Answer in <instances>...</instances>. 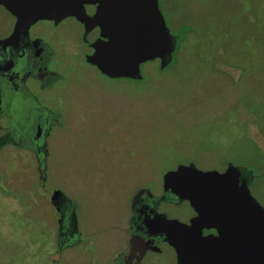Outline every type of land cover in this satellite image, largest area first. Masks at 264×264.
<instances>
[{
	"label": "rangeland",
	"instance_id": "obj_1",
	"mask_svg": "<svg viewBox=\"0 0 264 264\" xmlns=\"http://www.w3.org/2000/svg\"><path fill=\"white\" fill-rule=\"evenodd\" d=\"M160 4L172 36L193 31L175 67L159 72L149 61L136 83L80 62L41 180L28 152L0 151V264H32L33 249L39 252L33 264H49L44 254L50 264H79L78 250L56 254L51 246L54 192L76 207L78 228L104 227L135 177L158 193L161 174L187 160L199 169L239 165L264 208V35L255 36L264 32V0ZM7 21L0 10V26ZM51 95L48 105L62 108ZM158 209L182 216L188 206L161 202Z\"/></svg>",
	"mask_w": 264,
	"mask_h": 264
},
{
	"label": "flooded vegetation",
	"instance_id": "obj_2",
	"mask_svg": "<svg viewBox=\"0 0 264 264\" xmlns=\"http://www.w3.org/2000/svg\"><path fill=\"white\" fill-rule=\"evenodd\" d=\"M157 5L166 24L165 10L160 0H157ZM95 6L83 4V15L92 16ZM0 10L8 17L7 24L0 26V151L28 152L41 180L52 144L51 136L61 130L59 120L65 126L66 88L76 81L73 72H76L77 64L84 63L98 72L85 62L84 57L92 52L90 44L99 37V28H87L73 16L57 21L38 19L8 39L15 18L2 6ZM153 61L158 64V59L150 62ZM148 62L140 64V73L144 78L141 68ZM52 92V99L64 104L62 108L48 105ZM236 111L242 122L246 121V113L240 106ZM178 164L196 167L187 160L168 170ZM228 165L239 169V181H244L248 188L251 177L246 176L239 165L226 162L219 168H215L214 164L200 170L222 172ZM112 167L113 162L109 168ZM161 176L158 193L150 188L149 181L146 183L137 178L136 182L135 177V185L132 184L123 196L122 203L114 208V219L104 227L95 225L89 228L85 225L78 228L76 207L70 203L69 197L58 194V202L62 200L64 203L59 202L57 205L56 198H49V204L53 203L57 214L54 218L55 229L52 235L49 234L53 251L56 254L63 251L65 255L78 250L79 264H176L173 248L163 240L161 234L151 233L145 221L154 213H159L187 224L195 212L186 200L178 201L170 193L163 192ZM161 202L175 206L185 203L188 211L182 216L169 215L158 209ZM201 235H216V230L202 228Z\"/></svg>",
	"mask_w": 264,
	"mask_h": 264
},
{
	"label": "water",
	"instance_id": "obj_3",
	"mask_svg": "<svg viewBox=\"0 0 264 264\" xmlns=\"http://www.w3.org/2000/svg\"><path fill=\"white\" fill-rule=\"evenodd\" d=\"M85 3L96 5L90 17L81 11ZM0 6L15 18L8 39L38 19L73 16L87 28L97 26L99 37L84 60L110 79L140 80V64L154 59L162 69L175 46L157 0H0ZM238 177L229 165L218 172L178 164L162 174L163 192L195 212L187 224L159 213L145 221L173 248L176 264H264V208ZM202 228L216 235L202 236Z\"/></svg>",
	"mask_w": 264,
	"mask_h": 264
},
{
	"label": "trees",
	"instance_id": "obj_4",
	"mask_svg": "<svg viewBox=\"0 0 264 264\" xmlns=\"http://www.w3.org/2000/svg\"><path fill=\"white\" fill-rule=\"evenodd\" d=\"M257 1L258 0H256V2ZM186 24L188 25V27H191L190 23H186ZM183 27L185 28L184 24H183ZM189 30L190 29H187V30L184 29L182 31V36L180 38H178L176 35H173V38L175 39V43H174L175 46H174V49H173V51L171 53V59L167 63V65L165 67H163L162 69H159V68L157 69L159 72H163L164 70L168 69L169 67L173 68V67H175L176 64L179 63V60H180L179 53H181L183 48L186 46V45L184 46V42L183 41L185 40V42H186V40H188L189 38H192V39L194 38V36L191 34V32H193V31L190 30L191 32H189ZM262 35H264L263 29L255 34V36L258 37V38L260 36L262 37ZM143 80H144V77H142L141 80H130V81L136 82V83H140ZM28 253H29V250H28ZM38 253L37 252L35 253L34 249L31 250V254L30 255L34 258V260L32 261V264L35 262L36 255ZM44 259H45L46 263H49V257H47L46 254H44Z\"/></svg>",
	"mask_w": 264,
	"mask_h": 264
}]
</instances>
